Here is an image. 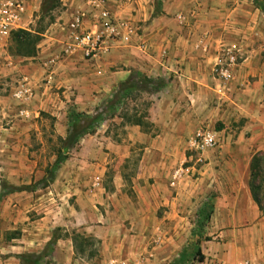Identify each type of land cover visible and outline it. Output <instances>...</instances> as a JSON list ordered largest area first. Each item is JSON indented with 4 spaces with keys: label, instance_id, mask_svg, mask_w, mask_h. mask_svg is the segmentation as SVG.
I'll list each match as a JSON object with an SVG mask.
<instances>
[{
    "label": "rangeland",
    "instance_id": "rangeland-1",
    "mask_svg": "<svg viewBox=\"0 0 264 264\" xmlns=\"http://www.w3.org/2000/svg\"><path fill=\"white\" fill-rule=\"evenodd\" d=\"M22 1L26 13L20 24L21 28L13 31L25 30L38 36L35 42V53L31 57L36 56L41 50L39 45L44 40L50 44L51 41L56 42V38L61 35L66 37V27L72 16L79 8L84 9L77 4L78 0ZM69 2H73L71 7L68 5ZM151 12V17L167 22L169 30L181 33L182 43L197 52V57L204 60V64H209L206 57L212 60L208 69L211 88L207 90L213 94V98L207 96L211 99L213 107L210 109L209 117L215 116V113L221 116L224 114L225 120L210 119L209 125L205 123L199 127L216 133L223 127L233 130L239 128L245 118L236 119L238 104L247 102V106L259 105L264 101V86L259 87L255 83L260 77L264 79V15L254 6L252 0H168L167 3L162 0H153ZM11 32L0 48V192L4 189L3 186L16 188L33 185L34 187L32 190L14 191L1 197L0 246L10 241L7 239L10 234H18L19 239L24 234L22 229L27 222L37 217L38 197L43 193L44 187L53 183L57 170L66 166L60 174L62 178L66 172L75 169L82 162L95 161L96 159L88 155L90 149L94 147L100 149L102 156L105 157L103 163L107 162L102 171L100 170L99 173L94 171L91 174L92 184L95 177L99 179V186L91 184V189H97L101 185L102 190L99 196L102 198L95 203L94 207L107 221L104 224H107L110 229L107 233L108 242L121 243L123 251L132 244L136 245L142 236L145 237L144 244L147 249L154 247L157 241L164 240L170 235L181 239V234L184 238L188 234L185 242L187 246L193 245L195 240L214 241L213 233L207 231L209 228L201 234L198 231L195 233L197 228L195 212L202 207L203 198L205 202L211 204L212 198L218 194V191L214 189V186L209 185V182L213 176L221 177L223 173L219 169L220 164L214 166L210 164L206 170L201 169L200 173L196 172L201 165L209 162L212 155L217 156L214 149L220 137L215 133L218 141L213 147L203 151H192L187 142L193 131L180 141L166 136L169 124L164 116V107L168 82L164 78V85L155 91L132 92L129 99L124 101L111 119L102 121L91 133L78 140L76 145L68 151L66 159L59 164L52 180L46 186L37 183L55 157L58 136L53 132V117L49 112L36 110L38 116L36 121L31 123H28L26 117L19 113L20 108L26 109L27 104L16 100L12 93L20 85L24 74L21 67L27 64L28 57L14 54V46L10 40ZM232 45L239 49L236 66L232 69L231 79L222 82L212 71L213 64L216 56ZM244 50L251 51V54L246 63L241 65L244 59L241 52ZM180 95L181 92L175 96L178 98ZM97 106L90 111L89 108L81 111L90 113ZM73 109L78 110L74 107ZM123 114L128 117L137 114L142 118L143 125L139 127V131L145 134L143 140L131 142L125 139L128 130L124 129V126L133 124L125 120L119 122ZM150 140H153V153L145 151V146ZM113 147L118 149L117 152H114ZM121 147L128 149L123 150ZM111 148L112 153H110ZM256 154L261 157L262 167L254 181L260 183L261 209L259 212L264 215V152ZM185 168L187 171L180 175L181 169ZM176 171H179V175L176 176L179 177L177 184L183 181L182 177L185 173L186 177L190 178L189 181L197 177L201 178L200 185L204 188V195L201 194L200 197L186 195L185 192L190 186L189 182H185L187 185H183L184 187L178 185L177 189L170 186L169 178ZM180 190L185 191L184 194H180ZM22 191L24 195L22 193H20L22 196L16 195ZM12 193L16 197H11ZM142 198L149 199L150 203H142ZM171 198H178L176 208H183L188 215L172 217L170 205L164 203ZM141 205L147 209L146 217H139ZM98 218L101 219L100 216ZM210 220V218L206 220L204 226H214ZM212 220L215 219L212 217ZM176 224L178 233L172 234V227ZM141 225L147 229L159 231L140 232ZM64 232L69 238L76 233L91 236L93 244L89 246L86 242L85 251L77 255L86 257L88 250L93 248L94 255L90 258L93 261L99 259V239L81 230L69 229ZM64 232L61 231V233ZM208 244L209 242H205L204 246ZM133 253L125 250L123 256L132 258ZM4 255L0 249V259ZM163 262L162 260L161 263Z\"/></svg>",
    "mask_w": 264,
    "mask_h": 264
},
{
    "label": "crops",
    "instance_id": "crops-1",
    "mask_svg": "<svg viewBox=\"0 0 264 264\" xmlns=\"http://www.w3.org/2000/svg\"><path fill=\"white\" fill-rule=\"evenodd\" d=\"M92 1L78 0L77 4L84 9H91ZM152 1L102 0L113 17L125 22L129 33L126 38L109 40L107 51L94 59H84L78 50H67L64 35L50 44L44 40L39 45L41 50L37 55L28 57L27 64L21 67L24 73L21 82L30 92L25 102L26 121H36V110L49 112L53 117V132L56 136L63 137L66 130V110L69 107L80 111L89 108L90 111L110 97L118 83L136 72L148 77H161L168 82L164 116L169 128L165 134L173 140L177 138L180 141L199 126L205 123L209 125L210 119L224 121V114L221 116L215 113V116L209 117L210 109L213 108L211 99L207 98H213V94L207 90L211 88L208 69L212 60L206 57L209 64H204V60L197 57V52L182 43L181 33L169 30L167 22L151 17ZM162 1L167 3L168 0ZM72 3L69 2L68 5L71 7ZM80 9L83 8L78 10ZM82 26L85 30H94L98 23L90 16H85ZM121 33L125 35L123 30ZM250 54L249 50L241 52L244 57L241 65L246 63ZM255 83L259 87L264 86L263 77ZM179 92L181 95L176 98L175 95ZM235 116L236 119L245 118V121L237 129L223 127L217 133L214 132L220 137L214 149L217 156L212 155L209 162L201 165L196 172L206 170L210 164H220L223 176H213L209 182L218 191L211 200V211L207 219L210 218L214 226H203L200 232L201 234L209 228L207 231L213 233L215 240H195L201 259H191L187 264H237L245 259L264 264V215L259 212L247 186L250 158L257 152H264V101L259 105L247 106V102L238 104ZM120 121H123L122 118H119ZM124 127L128 130L126 140H143L145 134L139 131L138 125ZM113 149L114 152L118 150L116 147ZM113 149L111 148L110 153ZM145 151L153 153V140L145 146ZM88 155L96 160L82 162L75 168L78 171L71 169L61 178L60 174L66 166L57 170L53 183L44 187L43 193L38 197L37 217L27 222L22 229L24 234L19 239H10L0 246L5 254L0 259V264H18L16 254L40 251L55 227H59L62 232L75 229L91 234L99 239L100 251L99 259L95 261L78 256L73 251L71 239L63 236L53 245L50 255L52 264H168L182 249L188 247L185 244L188 234L185 238L181 234V239L170 235L157 241L150 249L144 244V236L136 245L132 244L123 251L121 243L108 242L107 233L110 229L104 224L107 221L94 207L102 198L99 196L101 185L97 189H91V174L102 171L107 162L103 163L105 157L97 147L90 149ZM185 171L187 168L181 169L180 175ZM178 178L172 173L169 178L170 186L177 189L178 185H187L185 182L190 184L186 192L180 190V194L185 192L186 195H204V188L200 185L201 178L197 177L192 182L185 173L183 181L177 184ZM20 193L25 194L22 191L16 195H21ZM14 195L12 193L11 197H16ZM204 202L205 198L201 205ZM142 203L149 204L150 200L142 198ZM164 203L170 205L172 217L188 215L183 208H176L178 198L165 200ZM139 211V217H146L147 209L143 205ZM199 211L200 208L195 212L196 219ZM176 227L177 224L172 227V234L178 233ZM139 230L146 233L159 231L142 225ZM197 230L198 228L195 233ZM205 242H209L208 246H204ZM125 250L134 252L132 258L123 256Z\"/></svg>",
    "mask_w": 264,
    "mask_h": 264
},
{
    "label": "trees",
    "instance_id": "trees-1",
    "mask_svg": "<svg viewBox=\"0 0 264 264\" xmlns=\"http://www.w3.org/2000/svg\"><path fill=\"white\" fill-rule=\"evenodd\" d=\"M254 6L259 9V11L264 15V2L262 0H252ZM10 40L13 44L14 54L22 57H31L35 53V42L38 40V36L31 34L25 30L12 31L10 34ZM164 85V79L161 77H148L140 73H135L132 77H128L124 81L117 84L115 90H113L110 97L103 100L99 106H97L92 112H82L75 110L73 108H68L66 111V130L63 137H57L58 145L55 149V157L51 165L45 169L43 176L37 180V183H41L42 186H46L54 176V173L59 166L67 157L68 151L76 145L78 140L91 133L97 125L102 121L111 119L115 112L122 106L125 100L129 99L130 95L134 91H144L150 92L155 91ZM123 121H127L133 125H138L141 127L143 125V120L139 115L127 116L123 114L121 116ZM261 157L256 153L250 158L249 163V179L247 186L249 189L250 196L254 203L256 204L258 210L260 211V183L255 182V176L260 172ZM34 186H20L16 188H8L3 186V190L0 192V199L3 195L14 191L20 190H32ZM211 211L210 202H204L200 208L199 215L197 218V228L198 232H201L204 222L209 217ZM66 237L65 232L61 233L60 228H54L51 232L49 240L44 244L42 249L38 252H23L16 254L18 259V264H52L50 255L52 253L53 245L55 241L60 237ZM18 234L13 233L7 236V239L17 238ZM73 243V251L75 254H82L85 251L86 242L89 246L93 244V238L91 236L84 235L83 233H76L70 237ZM93 248L88 250L87 258L94 255ZM199 260L201 255L195 244L182 249L176 258L171 260L168 264H187L189 260L194 259V257Z\"/></svg>",
    "mask_w": 264,
    "mask_h": 264
},
{
    "label": "built area",
    "instance_id": "built-area-1",
    "mask_svg": "<svg viewBox=\"0 0 264 264\" xmlns=\"http://www.w3.org/2000/svg\"><path fill=\"white\" fill-rule=\"evenodd\" d=\"M91 9L78 10L67 24V50H78L84 59H94L99 57L108 49L107 43L114 38H126L129 29L123 20L113 17L104 7L102 0H93ZM95 3V4H94ZM26 13L25 5L22 0H0V48L3 46L9 33L21 28L22 18ZM90 16L97 23L98 27L94 30H85L82 26V19ZM125 32V35L121 31ZM239 49L232 45L221 51L217 55L213 64L212 71L215 72L219 81L226 82L232 77V69L236 66ZM178 74V70H177ZM12 96L25 103L30 96L23 82L13 91ZM19 113L27 116V111L20 108ZM217 143L214 131L197 128L188 139V147L192 151H203L211 148ZM181 172V171H180ZM179 171L174 173L178 176ZM99 186V179L95 177L93 184ZM237 264H257L251 260H241Z\"/></svg>",
    "mask_w": 264,
    "mask_h": 264
}]
</instances>
